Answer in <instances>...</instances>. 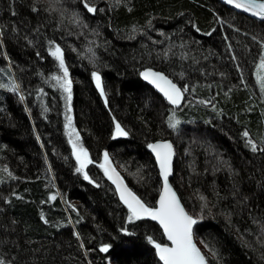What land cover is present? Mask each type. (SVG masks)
I'll list each match as a JSON object with an SVG mask.
<instances>
[{
    "label": "trees",
    "instance_id": "1",
    "mask_svg": "<svg viewBox=\"0 0 264 264\" xmlns=\"http://www.w3.org/2000/svg\"><path fill=\"white\" fill-rule=\"evenodd\" d=\"M63 2L78 8L86 25L73 23L70 13L46 12L49 0H0V79L13 75L25 91L21 100L0 89V255L18 264H108L107 257L111 264H160L145 236L164 242L161 231L145 218L126 221L127 210L99 162L107 149L128 186L154 201L161 184L147 143L169 139L175 148L170 181L182 203L200 215V197H207L194 237L209 264H264V152H254L243 136L247 129L264 147V101L254 75L261 47L253 39H264V22L217 0H92L96 13L82 0ZM49 39L65 49L74 123L96 161L88 171L98 185L75 171L63 129L65 102L45 79L57 70ZM144 67L195 90L190 87L181 106L172 108L141 80ZM93 70L101 72L107 105ZM172 112L180 119L175 129L167 122ZM113 115L129 136H112ZM5 168L15 175L8 177ZM50 192H57L55 200ZM69 217L72 223H60ZM121 226L131 233H120ZM102 242L113 247L102 252Z\"/></svg>",
    "mask_w": 264,
    "mask_h": 264
},
{
    "label": "snow or ice",
    "instance_id": "2",
    "mask_svg": "<svg viewBox=\"0 0 264 264\" xmlns=\"http://www.w3.org/2000/svg\"><path fill=\"white\" fill-rule=\"evenodd\" d=\"M84 8L89 13H96L98 11L97 4L92 0H82ZM117 3L120 0H116ZM229 5H234L238 9L246 10L249 13H253L255 16L264 20V0H227ZM33 11L39 14L40 9L36 3L30 5ZM103 11V9H99ZM12 12L16 9L13 7ZM46 12L53 13L59 12L61 17L65 16V13H70V18L73 23L86 25V21L83 19V15L78 8L68 9L63 0H49L48 6L45 9ZM56 27H60L58 23ZM4 36V32L0 30V37ZM25 39H28L25 37ZM253 39H259L261 51L259 53V63L256 67V82L259 85L260 93L264 96V39L254 37ZM32 41H29L31 43ZM4 41L0 39V44ZM47 51L52 57L55 58L57 70L52 72L45 79L52 84L53 88H59L64 100V122L63 129L67 135L68 143L71 145V154L75 157L77 173H81L84 179L90 181L93 185H98V181L89 174L88 165L96 163L92 160L89 149L82 143V138L79 129L75 126L74 116L72 112V100H73V79L70 73V68L65 59V49L61 43L55 39H49L47 41ZM232 47L231 44L228 45ZM90 53L89 60L95 64L96 52L93 48H89ZM40 53L37 52V56ZM83 55V53H82ZM232 59L238 61L239 57L235 52L232 53ZM236 68L240 69L239 62L236 63ZM43 75V73H42ZM139 75L144 78L145 81H149L167 101L172 105H180L181 101L185 98V92L191 87L194 91V86L189 84L177 83L169 74L164 71H157L152 67H144ZM244 73L241 70L240 76L243 77ZM91 77L95 82V87L99 90L100 96L104 99L105 105L108 104V94L106 92L105 83L101 72L93 70ZM198 83V82H197ZM247 87V84H245ZM0 89H9L13 93H19L21 100L25 99V91L22 90L21 82L13 75L7 77V82L0 79ZM44 93V89L40 88L36 93L39 98ZM210 103L209 101H204ZM30 111V109H29ZM114 121V129L112 131L113 137H127L130 133L121 124L120 120L115 115L112 116ZM168 126L170 128H177L180 119L176 116L175 112H172L167 117ZM37 139L40 138L39 133L36 134ZM243 136L246 138L247 145L254 152H264V147L258 148L257 140L252 137L247 129H244ZM261 141L264 142V137H261ZM43 143V142H41ZM147 148L154 154L155 162L158 166L160 177V188L158 189V199L154 201H147L138 195L128 184L124 181V178L116 170L115 166L111 162L110 155L107 149L103 151V160L99 162V168L103 170V174L113 182L115 185V191L119 196V200L126 206L127 215L126 221L133 222L140 220L141 218H151L157 221L162 228V235L166 236L167 242H161L160 239L154 238L152 234H147L145 239L154 246L155 255L159 258V262L162 264H209V258L197 245L194 233L193 225L197 220L203 219V209L207 207V197L201 196L200 199L204 202L201 208V214L197 215L190 212L182 203L181 197L178 195L176 189L169 181L170 173L173 171V158L175 155V148L173 142L169 139L152 140L147 143ZM50 170V166H49ZM4 171L8 177H13L15 174L5 168ZM3 177H0V181ZM14 196H18V193H13ZM49 196L51 200L57 198V192H50ZM73 209H76L75 205H72ZM78 212V209H77ZM84 217H80L82 220ZM45 219V222L48 221ZM61 224L72 223L71 217L67 221L61 220ZM59 227V225H57ZM120 233L129 234L131 229L128 226H121L119 228ZM74 235L79 238L81 248H85L83 238L79 231H75ZM113 247L112 243L102 242L99 244V249L102 252L107 253ZM214 254L219 258V252L216 249H212ZM88 254V250L85 248V255ZM108 264H111V258H106ZM0 264H18L16 258H7L4 255H0ZM87 264H92V261H87Z\"/></svg>",
    "mask_w": 264,
    "mask_h": 264
},
{
    "label": "water",
    "instance_id": "3",
    "mask_svg": "<svg viewBox=\"0 0 264 264\" xmlns=\"http://www.w3.org/2000/svg\"><path fill=\"white\" fill-rule=\"evenodd\" d=\"M218 1H219L220 3H222L223 5H225V6L229 7V8H231L232 10H234V11L240 13V14H243V15H246V16H248V17H250V18L258 19V20H261V21L264 22V20H262V18L255 16L253 13H249V12H247L246 10H243V9H238V8H236L234 5H229V4L227 3V0H218ZM140 78H141V80H142L143 82H145V83H146L151 89H153V90L155 91V93H156L158 96H160L162 99H164V100H165V101H166L171 107H173V108H179V107L181 106L183 100L181 101V104H180V105H172L171 102L167 101V99L163 97V94L160 93L159 90L156 89L154 85H152L149 81H145L143 77L140 76ZM147 151H148V153L151 155V157L153 158L154 163H155V165H156V168H157V170H158V166H157V164H156V162H155L154 154H153V153L151 152V150L148 149V148H147ZM174 157H175V155H174ZM173 163H174V158H173ZM116 170H117V169H116ZM117 171H118V170H117ZM158 173H159V170H158ZM172 174H173V171H172V173H170L169 181H170L171 178H172ZM107 179H108V178H107ZM108 181H109L110 185L114 188V191H115V185L113 184V182H112L111 180H109V179H108ZM170 183H171V181H170ZM115 194H116L117 199L119 200V196H118V194L116 193V191H115ZM157 199H158V196H157ZM119 202H120V203L126 208V206L122 203V201L119 200ZM145 219H148L149 221H151L152 223H154V224L159 228V230L161 231V233L163 232L162 228L159 226V224H158L157 221H154V220H152L151 218H145ZM194 228H195V225H193V233H194ZM162 236H163V235H162ZM163 238H164V242H167V238H166V236H163ZM194 238H195V237H194ZM154 252H155V251H154ZM155 256H156V255H155ZM156 258H157V260L159 261V258H158L157 256H156ZM160 264H162V262H160Z\"/></svg>",
    "mask_w": 264,
    "mask_h": 264
},
{
    "label": "rangeland",
    "instance_id": "4",
    "mask_svg": "<svg viewBox=\"0 0 264 264\" xmlns=\"http://www.w3.org/2000/svg\"><path fill=\"white\" fill-rule=\"evenodd\" d=\"M259 63V62H258ZM257 63V64H258ZM255 79H256V68H255ZM256 86H257V88H256V90H257V92H258V96L260 97V99L262 100V101H264V96H262L261 95V93H260V89H259V85L257 84V82H256ZM71 146V145H70ZM75 158V157H74Z\"/></svg>",
    "mask_w": 264,
    "mask_h": 264
},
{
    "label": "bare ground",
    "instance_id": "5",
    "mask_svg": "<svg viewBox=\"0 0 264 264\" xmlns=\"http://www.w3.org/2000/svg\"><path fill=\"white\" fill-rule=\"evenodd\" d=\"M218 1V0H217ZM219 2V1H218ZM222 4V3H221ZM246 16V15H245ZM258 20V19H257ZM254 75H255V72H254ZM173 108V107H172ZM66 137H67V135H66ZM68 139V138H67ZM82 175V174H81ZM83 176V175H82ZM108 180V179H107ZM109 182V181H108ZM155 251V250H154Z\"/></svg>",
    "mask_w": 264,
    "mask_h": 264
}]
</instances>
